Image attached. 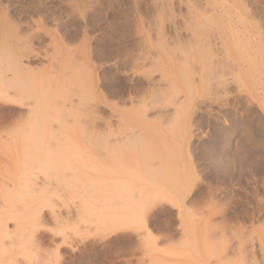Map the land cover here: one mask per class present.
<instances>
[{"label": "bare ground", "instance_id": "1", "mask_svg": "<svg viewBox=\"0 0 264 264\" xmlns=\"http://www.w3.org/2000/svg\"><path fill=\"white\" fill-rule=\"evenodd\" d=\"M158 1L138 5L135 24L118 12L106 21L108 36L92 34L97 24L85 22L75 47L67 34L57 38L55 30L39 24L0 20V264H17V253L46 247L54 248L47 253L61 264V244L74 248L77 240L95 235L101 240L113 233L122 239L140 223L148 242L146 219L165 212L164 205L177 209L186 232L194 228L195 209L199 212L194 200L231 194L219 187L225 183V162L219 157L212 158L217 174L212 183L223 196L214 198L217 190L211 184L197 183L185 162L198 137L189 138L192 132L197 136L206 101L216 104L223 98L235 109L244 98L241 91L258 84L264 92V22L243 21L252 12L240 0ZM238 11L244 19L239 20ZM131 25L139 36H130ZM170 40L179 45L169 47ZM261 100L264 104V95ZM250 101L245 105L253 107ZM168 106L172 113L165 115ZM221 108L212 111L220 114ZM152 110L158 114L150 117ZM194 113L198 116L190 122ZM247 181L245 188L238 187V207L247 196L244 218L264 222V198L257 194L264 193V177ZM194 185L200 191L186 205ZM262 225L247 231L238 223L241 263L264 264ZM67 228L82 239L75 240ZM91 240L85 245L91 246Z\"/></svg>", "mask_w": 264, "mask_h": 264}, {"label": "rangeland", "instance_id": "2", "mask_svg": "<svg viewBox=\"0 0 264 264\" xmlns=\"http://www.w3.org/2000/svg\"><path fill=\"white\" fill-rule=\"evenodd\" d=\"M152 1L155 2L158 0L155 1L154 0H136V1L135 0H122V1L120 0H46V1L45 0H0V20L2 19L9 22H13V24H17V23H21L23 25L39 24L40 26L44 27L45 29L51 32L55 30L54 34L56 33L55 35L57 38L58 35L65 36L67 34L66 36L68 35L69 36L66 39H68L67 41L69 42V44H71L70 47L71 46L73 47L74 45L75 46L79 45L78 42H80L79 40L82 37L83 24L85 22L97 24V29L93 31L92 34L94 33L95 35L108 36L111 33H109L110 31L108 30L107 27V24L109 23L107 22L108 21L110 22L112 18L117 17V15H119L118 12L119 13L123 12V14L125 13L126 18L131 23H134L136 22L135 20H137V12H136L137 6L140 4H143L144 6L146 3H153ZM240 2L242 3V5H244L247 8V10L251 11L252 14L250 13L249 15L247 13L248 15L246 14L245 16H243L244 15L243 13L242 16L244 18L246 17V19L241 17L240 16V14H242L240 7L241 4L238 2L239 4L238 10L241 11V12L238 11V14L240 13L238 16L239 20L241 17L244 19L243 21L250 22L251 18L252 19L256 18L261 21L263 20L264 22V0H240ZM105 27L106 29H104ZM133 28L134 25H131L130 36L131 34L132 36L136 34L134 33L135 29ZM150 28H151L150 39L152 41H155L157 38V34L155 32L156 27L154 26V23H151ZM137 35L139 36L140 34H136L135 36ZM69 38H71V40L74 41H69ZM138 38L139 40H143V37L141 38V36ZM46 42H48V39H46ZM174 43L175 41H171L169 43V47L171 48L175 47V44L177 42L175 44ZM170 50L174 54L178 53L177 51L174 52L173 49ZM137 51H140V49H138ZM143 63L145 64L143 68H147L149 66V62L147 60H144ZM154 74H156L155 75L156 78H159V74H160L159 72H155ZM262 77L264 80V75ZM228 85L230 86V88L233 87V85L230 83ZM248 85L252 86V84L249 83ZM249 87L247 86V88ZM255 87L256 85H253L252 88H249L250 90L248 92H247L248 89H245L246 91L245 90L241 91V94L244 98L241 104L239 105V108H238V104L236 103L237 105L235 106L236 112H234L235 111L234 107L232 108V106H230L229 104L228 105L224 104V102L226 103V101L225 99L222 98L223 95H220L218 97V98H222V99H218L219 101L221 100L222 103L219 102L218 100L215 101L217 106L215 103L214 106L213 102H208L209 100L207 99L208 101H206L207 104L205 105V109H207L206 110L207 112L208 111L210 113L212 112L211 114H209V112L208 113L206 112V114L200 115L198 114V111H195L197 112L198 115L201 116L198 117L199 126L201 127L199 129L200 131L198 129H196L195 131V129L192 128L193 131L196 132L195 134H197V136H194V132H192L193 134L190 135V138L192 139L190 140L189 138V141H193L194 139L197 140L198 137L197 140L198 142L195 141L194 145H192V149H194L193 147H195L194 150L195 152L193 151L194 153H192V151L191 153L190 151H188V149H190L189 148L190 146L189 147L186 146L187 148L185 147L187 149L186 151H188L187 153L190 154V157L188 156L190 159H188V162H185L186 163L185 166L188 163L186 167L188 169L190 166L189 169L193 171L192 173L196 175V177L199 180V181L196 180L197 183L206 184V182H208L207 185L211 184V186H213L211 187L212 191L213 190L216 191L218 186H216L212 182H214V180L216 179L217 174L213 169L214 160L212 158L214 157L221 158L225 162L224 163L225 166L223 167L224 168L223 177L225 179V183L224 185L222 184L223 186L222 185L219 186L222 190V192L221 191L220 192L223 194L225 189L232 191L230 192L231 194L228 193V196L224 195V197L225 196L226 197L225 198L222 197L223 198L222 199L219 198V196L221 197L222 194L220 193V195H218L219 194L218 193L219 187H218L217 190L218 197L215 195L214 198H219V200L216 199L214 200L213 198L211 199L210 196H208L209 198L204 197L206 198V201L208 199L213 200L210 202L208 201L209 206L211 205L210 203L213 202V205L210 206L211 209L208 213L207 211L209 210L208 209L209 206H207L208 208L203 207L205 204H208V202L206 203L205 199H203V196L199 197V199L194 200L196 205L194 201H191V199H193L196 193L200 191V189H197L196 186L194 185L195 188L194 187L192 188L191 192L186 198L187 200L186 205L188 204L191 206V204L194 203L193 205L195 207L196 206L199 207L198 208L199 212L198 210H196L197 209L196 208L195 211L197 213L194 212L196 214H194L195 216L193 215L194 218L192 217L193 219L192 221L194 222L193 223L194 228H192V230L188 231L187 229L186 232L183 231V229L179 226V222L177 220V216H176L177 209L175 207L172 208V206L170 205L169 206L164 205L163 209L161 210H165V212L162 211V213L158 214L157 216H151L152 219L151 218L149 219L150 216L149 217L147 216L148 220L146 219L147 222L146 225L149 224L148 227L150 228L151 236L153 237L152 239L150 236L148 242H146V240H148L146 239V237H145V242L143 241L144 239L142 234L144 233L143 231L144 227L143 225H141V223L133 226L135 231L133 229H129L130 231L127 229L128 230L127 233L130 232L131 233L130 235L122 239L119 238L116 239L117 237L114 236L116 235V233L109 234V236L107 235L108 237L105 236L106 238L105 237L101 238V240L98 237V235L93 236V238L90 236V238L88 237L82 239L80 238L81 236L76 235L75 233L72 232V230L71 233L70 231H68L67 228L66 231L68 233L70 232V234H72V236L75 237V240H77L76 237L78 236L77 237L78 239L80 240L82 239V243L81 241L77 240L76 245L78 244V242L80 243V245H77L78 247L75 245L74 248L69 246V244L67 243L61 244L62 245L60 246L61 258H58L59 259L58 262L59 263L62 262L61 264H130V263L131 264H155V263L156 264H202V263L203 264H239L238 261L240 260L238 255V223L241 224V226L246 227L247 231L252 228L258 230L261 227L262 223H264L256 220L250 221L244 218L246 213V210H244V204H245L244 200L247 199V196L242 197L243 199L241 200H243V203L241 201L238 207V187L241 186V188H245L248 185L247 180H249L250 182V179L258 180L259 178V180H261L264 177V108H263L264 104L261 103L262 101L261 98L263 97L264 92H261V89H259L260 87L258 84L256 87L257 91L254 90L256 89ZM136 99L134 100L138 102V97ZM249 99H251L253 103ZM136 101L135 102L133 101V103H128L126 106H130L131 104L137 103ZM248 101L252 103V106L254 108L249 106L248 104L245 105V103H247ZM208 104H211L210 109L208 107ZM218 105L220 106L218 107ZM222 106H224L223 107L224 110H222L223 112L221 111L220 114L217 113V111L213 112L215 111L216 108H221ZM165 110H162L164 112L162 111L160 112H162L163 114L166 112L165 115H169L172 113L171 106L166 107ZM152 111L151 112L148 111L149 113L148 116L153 117V115L155 116L156 114H158V112H156L155 114V111L157 110L153 112ZM216 113L218 115H216ZM194 114H193L194 116L190 118L191 119L190 122L194 120L193 118L195 116L196 117L198 116L196 113ZM238 115L239 117L241 116V119L239 121H238ZM112 119L114 121L116 120V118H112ZM198 134H200V136H198ZM199 139L201 140L199 141ZM2 158L3 156L0 155V159ZM194 190L197 191L195 192ZM215 191L213 192L215 193ZM257 194L259 197L264 198V193H262L260 190L257 191ZM229 196L231 199L229 198ZM215 201L216 204L214 205ZM170 207L172 209L168 210V208L170 209ZM202 207L204 209H202ZM45 210H48V208H46ZM263 216L264 214L262 215V217ZM217 226H219L220 228ZM82 229L84 230V226ZM203 229H205V231ZM85 230H88V228L86 229L85 227ZM100 230L102 229L100 228ZM100 230L97 228L96 231L100 232ZM242 230L245 231L246 229L242 228ZM204 234L206 235V237ZM59 236L60 235H58V237ZM235 236L237 237L235 238ZM218 238L222 240H219ZM90 239H92L91 246L85 245L86 244L85 242L88 243V240ZM253 242L257 243L256 241ZM220 245L221 248H219ZM205 247L209 248V250ZM47 248L48 247H46L45 250L44 248L41 250L34 248L32 251L30 250L31 253L29 251L25 252L24 253L25 256L23 253L22 254L17 253L16 259L18 262H20V263L17 262V264H54L56 259L53 257L51 253L53 252L52 249L54 248L53 247H49L50 249L48 248V250L51 251L50 252L51 255L50 253L48 255ZM248 248H250V246ZM42 251L45 252L43 253ZM258 252L259 251L257 248L255 253L257 254ZM41 256H43L42 257L43 259L41 258ZM240 264H244V262L241 263L240 261Z\"/></svg>", "mask_w": 264, "mask_h": 264}]
</instances>
